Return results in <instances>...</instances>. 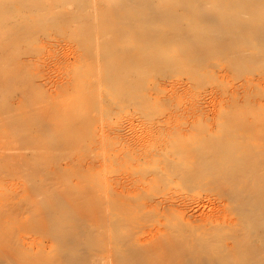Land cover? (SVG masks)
<instances>
[{
  "label": "rangeland",
  "instance_id": "374dc122",
  "mask_svg": "<svg viewBox=\"0 0 264 264\" xmlns=\"http://www.w3.org/2000/svg\"><path fill=\"white\" fill-rule=\"evenodd\" d=\"M188 1L204 16L228 17L250 33L264 30V0ZM108 9L106 0H0V143L7 146L0 159V228L12 229L27 254L58 257V238L36 228L34 218L73 186L96 200L83 218L92 234L79 238L81 250L94 255L90 264H118V255L134 247L128 243L155 242L168 217L183 215L251 227L244 235L257 245L264 222L251 212L258 206L247 205L248 216L241 212L217 173L199 171L205 167L196 162L203 154L220 162L219 151H201L215 140L264 163V41L203 58L184 42L188 54L179 69L149 68L119 82L120 74L106 69ZM200 26L186 24L179 34L207 41L201 38L217 30L234 33ZM51 130L62 132L60 139ZM256 192L245 193L247 200ZM174 207L180 213H170Z\"/></svg>",
  "mask_w": 264,
  "mask_h": 264
},
{
  "label": "bare ground",
  "instance_id": "6f19581e",
  "mask_svg": "<svg viewBox=\"0 0 264 264\" xmlns=\"http://www.w3.org/2000/svg\"><path fill=\"white\" fill-rule=\"evenodd\" d=\"M77 1L84 2L85 0ZM106 1L109 6L108 10H111L104 21L105 32L110 34V44L107 53L110 66H107L106 69L112 71L114 75L120 74L115 76L119 82L125 81L128 74L142 72L149 70V68L160 67V70H163L176 65L179 69L181 59L186 53L188 54V49L185 50L184 42L192 44L191 47L195 48L196 55L203 58L214 56L220 49L222 51L227 48L240 50L243 47L256 45V38L264 41V30L260 33H250V30L245 27H236V24L232 20H228V17L222 18L221 15L204 16L205 13L203 15L201 11L194 10L188 0ZM186 24H190L193 27L207 25L210 28L224 26L229 31L232 28L234 33L228 34L225 30H217L213 33L212 38L208 34L206 37L201 38L207 41H188L179 34L183 33ZM164 26L167 31L165 29L162 32L154 31ZM173 57L174 59H169ZM51 131L55 138L60 139L62 132ZM249 137L252 138L251 136ZM238 138L240 137L238 136ZM212 144V147H207L206 145L201 151H204V153L219 151L220 156L218 158L220 162L216 163L214 160H208L205 158V154L198 156L196 163L205 167V169L201 168L199 171H215L217 180L228 189L230 196H234L233 198L238 202V209L247 216L251 213L259 214L263 218L260 222H264V209L262 210L264 204V163L254 153L237 147L226 149L215 140ZM6 150L7 146L5 143H0V159L6 158ZM176 158L174 156V158L169 160L171 164L176 161ZM3 166L5 167V165ZM53 176L54 174L51 175V177ZM59 181L58 179L56 181L58 186ZM52 183H54V180ZM66 188L55 197V205L51 204L50 207L40 210L41 213L34 218L36 228L52 232L58 238L60 252L57 254H59L58 257L60 258L58 259L57 256L52 258L48 252H29L27 254L24 248L16 243L17 240L12 229L7 232L0 228V264H90L94 255H90L87 250H81L83 245L80 243L79 238L83 235L92 234V229L87 226L83 218L89 217L93 213L94 205L91 206L90 204L96 200L89 192L83 191V188L77 187L75 189L73 186L72 188ZM53 189H55V186ZM254 189L257 192L247 200L245 193ZM52 192L50 191L49 193ZM50 195L52 197L53 194ZM119 195L117 194V196ZM117 201L115 203L117 206L126 205L125 200L117 199ZM252 203H255L258 207L251 212L248 211L246 206H250ZM170 210V213H175V211L180 213L175 207ZM166 212L167 209L162 212L166 216L165 218L168 217ZM76 214L81 218L78 219ZM167 219L168 221L164 223L165 229H163V234L160 238H156L155 242L139 247H135L139 242L133 240L128 244L135 248L131 247L125 255H118L117 263L264 264V224H262L263 227L259 231V242L253 246L244 235L245 230L251 228H247L246 225H244V228H238L236 224L213 222V219H210V221H204V219L203 221H190L184 215L177 221L169 217ZM247 220L251 221L250 218H247ZM253 221V223H256L258 216L254 217ZM212 222L215 224L210 225ZM256 226L258 225L254 227ZM230 240H233L234 243L230 244ZM91 248L95 249V246H91ZM82 251L85 253H81ZM77 252H80L81 256H76ZM97 260L99 261L98 258ZM94 261L97 262L93 259Z\"/></svg>",
  "mask_w": 264,
  "mask_h": 264
}]
</instances>
